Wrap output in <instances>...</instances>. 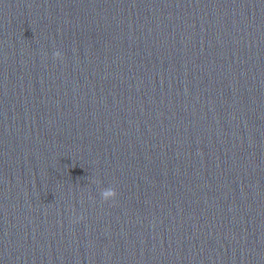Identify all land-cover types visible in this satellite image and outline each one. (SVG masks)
<instances>
[{
    "label": "clouds",
    "instance_id": "1",
    "mask_svg": "<svg viewBox=\"0 0 264 264\" xmlns=\"http://www.w3.org/2000/svg\"><path fill=\"white\" fill-rule=\"evenodd\" d=\"M117 196V192L113 188H109L103 195V200L106 202L110 199H114ZM82 219V217H81Z\"/></svg>",
    "mask_w": 264,
    "mask_h": 264
}]
</instances>
